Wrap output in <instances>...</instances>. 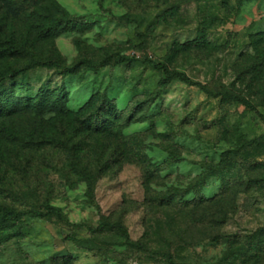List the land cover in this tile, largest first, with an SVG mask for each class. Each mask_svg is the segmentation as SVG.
<instances>
[{
  "label": "rangeland",
  "instance_id": "1",
  "mask_svg": "<svg viewBox=\"0 0 264 264\" xmlns=\"http://www.w3.org/2000/svg\"><path fill=\"white\" fill-rule=\"evenodd\" d=\"M0 36L18 46L0 51V105L45 90L69 109L0 116V204L20 213L0 264H264V0H0ZM117 52L202 86L82 62ZM225 88L256 109L209 93ZM46 205L63 218L28 214ZM101 222L136 244L73 226Z\"/></svg>",
  "mask_w": 264,
  "mask_h": 264
},
{
  "label": "trees",
  "instance_id": "2",
  "mask_svg": "<svg viewBox=\"0 0 264 264\" xmlns=\"http://www.w3.org/2000/svg\"><path fill=\"white\" fill-rule=\"evenodd\" d=\"M18 50V46L12 41V40H3L0 36V51L2 52H16ZM142 61L145 64H149L157 69H159L163 75L166 77V81L168 83L173 82V81H180L183 83H186L188 85H198L202 86L200 83L194 81L188 74L185 72H181L178 70H172L170 69L166 64L161 63V62H156L153 59L150 58H145V59H139L135 55H125L122 53H112L108 55L105 59H103L100 62H94L92 60L84 59L82 62L86 64L91 69H96L102 66L108 65L111 61L119 62V63H124V62H133V61ZM32 65L37 66L39 65V62L36 61L35 59L32 60ZM210 94H213L214 96H220L225 99H229L232 101H238L246 104L248 107L251 109H256V107L246 100L245 98L241 97L237 92L233 91L230 88H225L222 91H218L213 93L212 91H209ZM52 97L50 96V93L42 90L36 98H28L24 100H20L19 102H15V104H10L7 101H2L0 105V116L1 115H8V116H13L16 113L20 111H34L36 115L39 117H42L44 113L46 112H54L60 115H65L69 113V109L66 106V99H58L54 98L51 99ZM105 100L109 101V98L105 96ZM112 105V104H111ZM113 106V105H112ZM94 110V104L93 102H89L86 104V106L83 108V116L87 115V117H83V126L90 127L92 126V123L94 121L100 122L105 116H103L102 112L103 109L100 107L99 111L92 114ZM81 111V112H82ZM99 112V113H98ZM96 114V117H95ZM86 182H87V196L89 199L93 200L95 198V185L93 179L90 176L86 177ZM32 216L35 217H57V218H63V215L59 211V209L56 206L52 205H46L44 209H30L29 213ZM20 213H17L10 209L7 206L1 205L0 204V221H4L6 219H12V218H18ZM77 228H86L89 233L91 234H101L104 233L108 230H115L120 232V234L125 238V244L133 245L136 244L130 237L127 229L122 225V224H109V223H104L101 222L96 226H89V225H84V224H77L73 225ZM71 240H73L75 243H82L85 241L89 240H83V239H78L76 237H71ZM166 261L169 264H181L177 263L174 261L173 255L171 253H164Z\"/></svg>",
  "mask_w": 264,
  "mask_h": 264
}]
</instances>
